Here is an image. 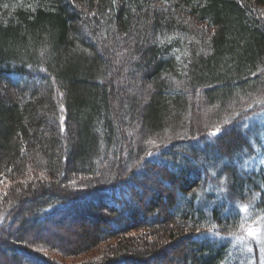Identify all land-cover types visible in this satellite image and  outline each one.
<instances>
[{
    "label": "trees",
    "instance_id": "trees-1",
    "mask_svg": "<svg viewBox=\"0 0 264 264\" xmlns=\"http://www.w3.org/2000/svg\"><path fill=\"white\" fill-rule=\"evenodd\" d=\"M263 112L264 0H0V264H264Z\"/></svg>",
    "mask_w": 264,
    "mask_h": 264
},
{
    "label": "rangeland",
    "instance_id": "rangeland-1",
    "mask_svg": "<svg viewBox=\"0 0 264 264\" xmlns=\"http://www.w3.org/2000/svg\"><path fill=\"white\" fill-rule=\"evenodd\" d=\"M130 47L131 46L125 47V50H126L127 53L130 51ZM254 97L256 99H260L259 94L253 96V98ZM250 120H251V123L247 127L254 126V125H258V126L264 128V112L263 113H259V114L255 115V116H252L250 118ZM234 128L236 129V131L238 130V131H241V132H245V130H246V126L245 127L244 126H236V127L230 128V131L231 130H234ZM174 133L175 132H173V131L170 132L171 135H174ZM258 135H260L259 136L260 142L263 143V141H264V133H259ZM207 143L211 144L213 142L211 140H208ZM247 143L249 144V147L252 146L251 140L249 138L247 139ZM250 150H251V152H253L252 149H250ZM208 156H209V154H208ZM242 156H243V153H237V154H234L232 156H229V160L228 161L225 160L223 162L225 164H231L234 168H236L237 171L240 170V169H243L244 172H246L249 169V167H251V166H249V163H246L244 161V158H242ZM239 160H242L243 165L244 164L245 165H248L246 169H245V167H243V165H240L239 164ZM210 177H209L210 179H213L214 178V176H212V175H210ZM204 179H206V177ZM221 184H223V183H221ZM221 184H220V186L216 187V188H218L216 191H214L215 186H213V185L210 186L209 185L210 188H208V186L207 187H204V191L202 192V195L203 194L204 195L208 194L207 191L210 192L211 194H213L214 199H216V202L213 203V207H215V208H221L222 207L223 208V206L224 207L226 206V207H230L231 209L232 208L234 209L235 207H238V206L239 207L248 206L245 202H242V201L241 202H236V201H233V200H230L229 201L230 205L228 206L227 203H225L224 200H223V189H222ZM202 195L200 194V196H202ZM200 201H202L201 202L202 204H204V202L207 203V201L204 198L200 199ZM231 204L233 206H231ZM197 206H198V204H197ZM228 211L229 212L230 211L232 212L230 214H233V215H236L237 214V212H233L232 210H229L228 209ZM225 212H227V211H225ZM224 214H229V213H224ZM251 215H254V214L251 213ZM260 218L264 219V217H260ZM245 222H246V226L244 227L245 230L243 232L244 242L246 244H249V243H253V244L254 243H260L262 252L264 254V237H263V235H264V230H263V228H264V221H263V224H261V225L259 224L260 223V219L259 218H257L256 220H250L249 219V220H247ZM78 223H77V221H75L72 224V226L70 227V229L67 228V227H65L63 225V227L62 228H59V231H57V232H56V230L54 231L51 228H48V229L46 228V230L44 232L43 231H40L39 233H35L34 236L36 237V236H40L41 235V236H43L44 239H49L52 242H57L58 239H61V240L62 239H65L66 240V242H65L66 245L71 244V242L73 244H78L83 239V237H81V235H83L82 234L83 231H85L86 229H91V226L88 223L82 224L80 221H78ZM249 230L258 233L260 239L258 240V239L254 238V237L249 236L248 235ZM209 235H208L209 236L208 237L209 238L208 241H210V242L213 241V240H215V239L216 240H219L220 239L218 237V235H213L212 232H211V234L209 233ZM58 237H62V238H58ZM220 240H221L222 243L223 242H226V243H223V244L227 245V247L229 245V253H231L232 255H233V253L235 254L236 251L238 250V252L240 253V257L241 256L244 257V258L246 257L245 250H243L242 248H240L237 245V242H235L234 240H228L225 237H221ZM70 246H73V245L71 244ZM249 250H252V247L249 246ZM78 259H81V257L78 258ZM78 259H72V262H74V261H76ZM62 261L65 262V263L71 262V260H68V259H63Z\"/></svg>",
    "mask_w": 264,
    "mask_h": 264
},
{
    "label": "snow or ice",
    "instance_id": "snow-or-ice-1",
    "mask_svg": "<svg viewBox=\"0 0 264 264\" xmlns=\"http://www.w3.org/2000/svg\"><path fill=\"white\" fill-rule=\"evenodd\" d=\"M212 135L215 136V135H218V133L214 132V133H212ZM241 211H245V212H246L247 209H242ZM248 235L251 236V237H254V238L258 239V240L260 239L258 233L253 232V231H251V230H249Z\"/></svg>",
    "mask_w": 264,
    "mask_h": 264
}]
</instances>
